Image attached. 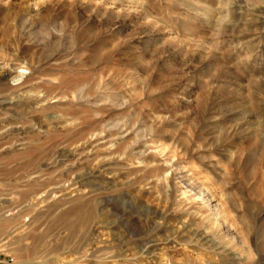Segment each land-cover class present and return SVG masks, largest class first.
Listing matches in <instances>:
<instances>
[{
  "label": "rangeland",
  "instance_id": "1",
  "mask_svg": "<svg viewBox=\"0 0 264 264\" xmlns=\"http://www.w3.org/2000/svg\"><path fill=\"white\" fill-rule=\"evenodd\" d=\"M193 1L0 0V63L27 69L0 83V264H264V20ZM185 180L246 262L189 241L212 222Z\"/></svg>",
  "mask_w": 264,
  "mask_h": 264
},
{
  "label": "bare ground",
  "instance_id": "2",
  "mask_svg": "<svg viewBox=\"0 0 264 264\" xmlns=\"http://www.w3.org/2000/svg\"><path fill=\"white\" fill-rule=\"evenodd\" d=\"M29 1H32V0H29ZM89 1V0H88ZM91 3L92 1H96L97 4L101 5V6H105L107 4H110L112 2V4L116 3V2H124L123 0H116L115 2L112 1V0H90ZM193 1V0H191ZM110 2V3H109ZM195 1H193L192 3H194ZM95 3V4H96ZM121 3V4H122ZM31 4H34L33 2ZM94 4V3H93ZM96 4V5H97ZM110 4V5H112ZM113 4V6H114ZM196 4V3H195ZM221 4V7H220V10L218 9L219 12L215 13L214 14V10L213 9H209V8H212V7H209L206 9V11L215 16V20L217 21V26L219 27L218 29H221L222 27L223 28H226V30H232L235 28L236 24V20L238 21L237 18H239L240 20L248 17L249 15L251 16V19L253 17L254 18H258V19H262L264 20V0H228V2L226 3H223V2H220ZM127 5V4H125ZM139 5V4H138ZM144 5V4H143ZM141 4V6H143ZM192 5V4H191ZM109 6V5H107ZM121 6V5H120ZM129 6V5H128ZM140 6V5H139ZM204 6V5H203ZM121 7H124L121 6ZM200 7V6H199ZM208 7V6H207ZM35 7H33L34 9ZM113 8V7H112ZM145 8V7H143ZM196 10V9H195ZM198 10V9H197ZM147 12V11H146ZM216 12V11H215ZM148 15V14H147ZM206 15V14H205ZM203 16V15H202ZM208 16V15H207ZM206 16V18H207ZM210 16V15H209ZM238 16V17H237ZM144 17V16H143ZM250 19V18H249ZM250 19V20H251ZM242 21V20H241ZM237 23V22H236ZM239 25V24H238ZM222 30V29H221ZM224 30V29H223ZM222 30V31H223ZM26 67H23L22 65H19V64H14V63H4V64H1L0 63V83L3 85L5 83H9L10 81H13L14 79L16 80V78H18L19 76H23V74L25 75L26 74ZM23 78V77H22ZM27 78V77H26ZM19 79V78H18ZM87 84V83H86ZM6 85V84H5ZM1 86V85H0ZM86 88V86H85ZM75 92L79 93V96L80 94L84 93L82 91H85L87 89L84 90V84L82 85H76V87L74 88ZM85 94V93H84ZM88 95V94H87ZM46 98H47V94L44 95ZM45 98V99H46ZM3 99V98H2ZM45 99L41 100L44 101ZM6 101V98L5 100H3L1 102L2 103H5ZM120 123V122H119ZM122 123V122H121ZM115 126H118L116 124H114V129L116 130H122L121 127H115ZM21 128V127H20ZM111 127H109L110 129ZM112 128V129H113ZM127 128V127H126ZM104 130V129H103ZM17 132V131H16ZM98 132V131H97ZM90 134L88 135H91L90 136V139L92 138V136H94L93 139H100L102 136H103V131L100 130L98 133H96L94 130L89 132ZM89 138V137H88ZM114 144H112L111 146H113ZM24 146V145H23ZM27 146V145H26ZM25 146V147H26ZM109 147V146H108ZM114 147V146H113ZM118 147V145H117ZM120 147V146H119ZM118 147V148H119ZM117 149V148H116ZM114 150V149H113ZM115 152V151H114ZM118 152V151H116ZM138 152V151H137ZM113 153V152H112ZM141 154V152H138ZM137 154V153H136ZM171 161V160H170ZM174 164H171L170 165V168L173 166ZM145 171V170H144ZM76 175V176H75ZM74 178H72V182H73V185H75L76 181L74 182V180L80 178L78 177L77 178V174H75ZM82 175V174H81ZM89 175V174H88ZM91 175V174H90ZM80 176V175H79ZM82 177V176H81ZM90 177V176H89ZM88 176L86 177L85 180H87V178H89ZM182 179V178H181ZM187 179V177H186ZM80 180H82L80 178ZM80 180L78 183H80ZM84 180V178H83ZM81 185H79L80 187L85 183H91L90 181H81ZM183 183L185 184V188L187 189L186 191L188 192H191L192 191V197H197L198 199H200V201H202V203H204V205H199L200 209L201 208H206V210H208V213L203 215V213H199L201 218L203 219V217H206L208 218V221L209 222H212L211 223V227L210 228H207L206 230H193L191 232H189V241H192L191 239H195L196 242H201L202 241V244H206L207 246H210L214 249H218L220 250V252H224L226 257L228 258V260H234V261H237V262H246L249 258V251L247 252L245 249H237V248H233V245L235 244H232L228 239V237L231 238V240H234L237 238V235H236V232L231 228V226L228 225H225L224 227L222 226H218L216 225L217 222H221V223H224L226 224L224 221L227 220V213H226V210L219 204H212V199L213 197L208 194V191L207 189H204V187H200L199 185H197L196 183H191V182H188L187 180L183 181ZM93 184V183H91ZM99 186V184H95V187L96 189H99L100 187H97ZM185 191V192H186ZM185 196V195H184ZM194 199V198H193ZM123 202V201H122ZM218 203V202H217ZM205 206V207H203ZM127 208V207H126ZM113 209V208H112ZM119 209V207H118ZM131 210V208H130ZM202 210V209H201ZM204 210V209H203ZM148 212V211H147ZM194 212V211H193ZM160 213V212H159ZM197 213V212H196ZM153 214V217L157 216L158 215V212L157 211H153L152 212ZM231 215V214H230ZM135 216V215H134ZM229 216V215H228ZM136 222V221H135ZM113 223H115L113 221ZM138 224V223H137ZM220 224V223H219ZM140 225V223H139ZM223 225V224H222ZM112 226V225H111ZM138 226V225H137ZM205 226V225H204ZM118 227V226H117ZM185 227V226H184ZM182 228H183V225H182ZM114 229V228H113ZM117 229V228H116ZM155 229V228H154ZM112 230V229H111ZM153 230V229H152ZM221 230H223L221 232ZM106 231V230H105ZM110 231V230H109ZM112 232V231H110ZM115 232V231H113ZM112 232V233H113ZM111 233V234H112ZM106 234V233H105ZM114 235V234H113ZM104 236V235H103ZM107 236V235H106ZM115 236V235H114ZM151 235H147L143 241H141L140 243H137L138 245L136 246L137 247V250L139 251V253L141 254H144L146 252V254L148 253L149 254V250L150 248L154 245V239L150 237ZM185 236V235H184ZM119 237V236H118ZM157 237V236H156ZM104 238V237H103ZM239 238V237H238ZM237 238V239H238ZM142 240V239H141ZM108 241V240H107ZM239 243H241L240 241H238ZM172 243V242H171ZM115 246V245H114ZM241 246V245H240ZM95 247V246H94ZM125 247V246H124ZM129 247V246H128ZM135 247V248H136ZM153 248V247H152ZM151 248V250H152ZM246 248V246L244 247ZM79 249V248H78ZM113 249V248H112ZM154 249V248H153ZM209 249V248H208ZM94 250V249H93ZM102 250V249H101ZM120 250V249H119ZM132 251V250H131ZM153 251V250H152ZM104 252V251H103ZM106 252V251H105ZM217 252V251H215ZM77 253V252H76ZM135 253V252H134ZM206 253V252H205ZM119 254V253H118ZM121 254V253H120ZM128 254V253H127ZM126 254V255H127ZM86 255V254H85ZM84 255V256H85ZM89 255V254H88ZM125 255V256H126ZM131 255V254H130ZM133 255V254H132ZM80 256V255H79ZM83 256V257H84ZM223 256V255H222ZM212 258V257H211ZM103 259V258H102ZM91 260V259H90ZM210 260V259H209ZM226 260V259H225ZM229 260V261H230ZM47 261V260H46ZM105 261V260H104ZM208 261V260H207ZM94 262V261H93ZM102 262V261H101ZM232 262V261H230ZM196 263V262H195ZM194 263V264H195ZM209 263V261H208ZM212 263V262H211ZM43 264V263H42ZM87 264V263H86ZM91 264V263H90ZM110 264V263H109ZM188 264V263H187ZM213 264V263H212ZM239 264V263H238Z\"/></svg>",
  "mask_w": 264,
  "mask_h": 264
}]
</instances>
